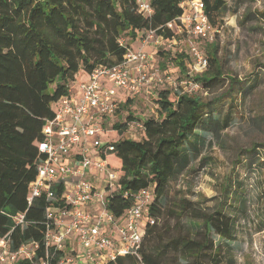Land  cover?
<instances>
[{
    "label": "trees",
    "instance_id": "16d2710c",
    "mask_svg": "<svg viewBox=\"0 0 264 264\" xmlns=\"http://www.w3.org/2000/svg\"><path fill=\"white\" fill-rule=\"evenodd\" d=\"M181 1L150 0L153 13L146 16L137 0H0V237L9 233L12 249L34 241L39 247L33 261L44 258L47 208L63 204L61 190L54 201L40 197L28 203L40 159L39 143L45 138L43 125L55 116L53 105L72 84L88 82L97 67L122 63L140 31L154 29L172 39L166 24L183 13ZM202 1L217 34L228 0ZM183 49L157 51L164 72L176 77L186 74ZM204 50L209 64L195 80L208 93L224 77L214 41ZM228 78L232 84L240 83ZM223 96L205 101L160 87L153 98L154 113L145 118L142 132L120 137L113 151H104L108 166L119 173L116 184L105 191L110 212L123 218L134 195L152 187L149 214L155 218L154 224L145 225L137 254L118 255L108 264H233L228 242L237 240L238 219L228 213L234 197L229 191L231 177L222 187V203L213 207H198L195 200L172 197L169 191L171 181L208 145L202 133L217 136L230 125V114L221 117L219 112ZM135 118L128 113L114 127L124 132ZM19 213L25 215L24 223L13 218ZM175 216L189 217L190 227L167 239L160 234L155 243L163 224H168L165 221ZM213 235L223 241L216 243ZM61 257L63 253H57L52 264ZM15 264L32 262L22 257Z\"/></svg>",
    "mask_w": 264,
    "mask_h": 264
},
{
    "label": "built area",
    "instance_id": "2783aa9c",
    "mask_svg": "<svg viewBox=\"0 0 264 264\" xmlns=\"http://www.w3.org/2000/svg\"><path fill=\"white\" fill-rule=\"evenodd\" d=\"M137 4L146 16L152 15L150 0H137ZM181 6L183 13L166 24L173 32L172 39H166L154 29L140 31L138 46L127 49L122 63L97 67L88 82L78 84L74 98L69 89L55 103V116L46 119L43 125L45 138L39 143L37 174L29 185L28 197L30 205L40 197L54 201L59 190L62 191L63 204L47 208L45 257L33 261L39 247L34 241L12 249L8 233L0 237V264L7 260L15 264L22 257L32 264H52L51 258L59 252L63 257L57 259V264H108L118 255L137 254L145 225L155 223L149 214L153 189L148 187L136 193L123 218L116 219L110 212L105 191L116 184L119 173L108 166L103 153L113 151L116 140L108 136L104 141L108 121L99 118H117L118 90L133 99L151 92L155 97L160 87H169L180 94H207L195 80L209 64L200 44L212 43L217 30L211 25L202 0H182ZM149 44L157 51L189 45L190 69L178 77L164 72L156 54L146 50ZM144 120L135 118L127 127L141 133ZM13 218L24 223L25 215L19 213Z\"/></svg>",
    "mask_w": 264,
    "mask_h": 264
},
{
    "label": "rangeland",
    "instance_id": "374dc122",
    "mask_svg": "<svg viewBox=\"0 0 264 264\" xmlns=\"http://www.w3.org/2000/svg\"><path fill=\"white\" fill-rule=\"evenodd\" d=\"M263 14L264 0H228L222 17L223 27L214 40L224 79L207 94L198 92L193 96L207 101L226 95L218 107L221 117L230 114V125L217 136L202 133L207 137L208 145L183 174L171 181L169 189L172 197L180 195L195 200L198 207H213L222 203V187L231 177L232 189L229 191L234 197L228 213L238 219L237 240L228 242L232 247L233 264H264ZM200 45L207 48V45ZM183 50L187 52L184 58L188 71L191 65L189 45ZM228 77L236 78L240 83L232 84ZM149 95L146 98L153 106L154 96ZM149 108L140 99L120 108L117 118L121 122L128 113L146 116ZM117 138L120 137L116 133L109 136L112 141ZM165 223L168 224H163L155 243L161 240L160 234L167 239L187 231L191 220L187 216H175ZM213 236L216 243L223 241ZM2 264L13 263L7 260Z\"/></svg>",
    "mask_w": 264,
    "mask_h": 264
},
{
    "label": "crops",
    "instance_id": "0c3cea01",
    "mask_svg": "<svg viewBox=\"0 0 264 264\" xmlns=\"http://www.w3.org/2000/svg\"><path fill=\"white\" fill-rule=\"evenodd\" d=\"M139 36L140 34H138V38L134 41L133 43V46L134 48H136L139 44ZM146 50L148 52H150L151 54H156L157 55V50H155V47L154 45L152 44H149L146 46ZM158 57V56H157ZM159 58V57H158ZM111 83L110 80L107 81V86H109ZM78 87L79 85L78 84H72L71 87H70V91H71V94H72V97L74 98V95L76 96V92H78ZM149 95V94H142L140 98H137V99H133V98H128L127 94L125 92H123L122 90H118L117 92V95H116V98L118 100V104L119 105H122L123 108L127 107L128 105H131V104H134L137 102V100H142V103H144V106L145 107H150L146 113V116L145 115H140V114H135L136 118H141V119H145L146 117H148L149 115H152L154 113V110H155V104L153 106L150 105L149 103V100L146 98V96ZM151 95V96H150ZM150 97L154 96L155 93L154 92H151L150 93ZM101 120H105L108 121L107 124V127H108V131L107 133H104L103 134V139H105V137H112L113 134H117L118 137H125V138H128L130 137L131 134H140V130L139 129H131V128H128L127 125L124 126L125 127V130L124 132H121V129H118V128H115L114 127V124L116 122H118V118H115V119H101ZM120 121V120H119ZM119 138H117L116 140H118ZM114 236H117L116 233H114Z\"/></svg>",
    "mask_w": 264,
    "mask_h": 264
}]
</instances>
